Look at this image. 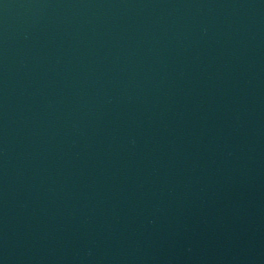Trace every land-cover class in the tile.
<instances>
[{
    "label": "water",
    "instance_id": "95a60500",
    "mask_svg": "<svg viewBox=\"0 0 264 264\" xmlns=\"http://www.w3.org/2000/svg\"><path fill=\"white\" fill-rule=\"evenodd\" d=\"M0 264H264V0H0Z\"/></svg>",
    "mask_w": 264,
    "mask_h": 264
}]
</instances>
